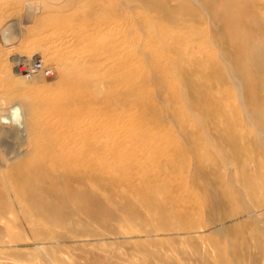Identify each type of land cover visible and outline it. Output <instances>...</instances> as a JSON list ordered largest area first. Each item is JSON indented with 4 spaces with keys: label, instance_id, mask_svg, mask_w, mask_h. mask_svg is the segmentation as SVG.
Listing matches in <instances>:
<instances>
[{
    "label": "rangeland",
    "instance_id": "1",
    "mask_svg": "<svg viewBox=\"0 0 264 264\" xmlns=\"http://www.w3.org/2000/svg\"><path fill=\"white\" fill-rule=\"evenodd\" d=\"M8 1L0 6V31L6 25L15 40L9 45L0 40V97L9 106L23 108L24 127L11 126L21 133L10 144L0 142V162L17 156L5 172L0 169V264H264V0H38L39 6L32 9L24 8L29 0ZM114 23L129 28L137 25L133 37L139 40L134 43L141 47L154 34V49L187 34L189 43L179 47L189 46V59H197L199 66L188 70L186 62L175 64L181 78L184 76L185 90L193 86L184 96L187 103L183 107L171 94L177 83L171 78V69L157 66L155 57L145 65L142 79L132 85V89L138 85L139 92L121 91L123 85L117 79L123 72L107 69L109 51L100 50L110 42L106 29L117 27ZM77 32L94 36V46L86 49L73 35ZM69 34L75 41L68 45L52 41L57 35ZM48 47L58 48L51 61ZM19 56L26 57L23 64L40 60L52 75L16 78L13 58ZM83 58L88 59L93 75L113 81L112 89L99 85L102 98L114 109L99 117L100 125L110 131L109 135L101 133L100 146H112V154L120 155V160H112L124 163L130 159L124 160L126 151L141 156L136 145L140 139H115L118 121L130 115L140 124H164L153 134L173 139L183 155L173 161L182 167L174 170L169 163L159 162L158 156L162 160L168 157L160 153L130 170H137V175L148 171L159 175L163 170L183 174L192 195L179 193L173 199L186 211L175 212L179 205L164 208L167 199L162 202L161 192L126 197L101 190L79 191L61 202L58 195L31 187L26 179L19 183L4 177L14 167L23 179L28 173L38 176L37 168L28 170L22 164L33 158V140L43 145L45 125L61 121L58 106L67 91L79 90L67 88L66 79L71 77L64 73L67 66ZM23 97H32L36 129L30 127L33 120ZM151 102L158 108L154 117L141 113L152 112ZM103 151L102 163L111 154ZM21 186L28 188L21 191ZM143 196L151 203L142 204ZM129 204L138 208L139 218Z\"/></svg>",
    "mask_w": 264,
    "mask_h": 264
},
{
    "label": "bare ground",
    "instance_id": "2",
    "mask_svg": "<svg viewBox=\"0 0 264 264\" xmlns=\"http://www.w3.org/2000/svg\"><path fill=\"white\" fill-rule=\"evenodd\" d=\"M44 1H46V0H44ZM8 3H9L8 0H1L0 6L6 5ZM39 4L40 3L38 0H29L25 3L24 8H27V9L37 8L39 6ZM129 19H130V17L128 18V20ZM142 21H144V23H145L147 21L146 17L144 19H142ZM119 23L120 22H118V25H119ZM108 24H109V22H108ZM114 24L116 25V23H114ZM115 25L112 24V26H115ZM133 25L136 26V28H137V25H135V24H133ZM5 26L3 27V29L6 28ZM7 26H9V25H7ZM149 26H150V24H148V27ZM136 28L135 27L129 28L128 26L121 25V26L113 27L112 29H106L109 32V36H111V38H110L111 40L105 46L102 45L100 50L102 52L103 51H107V52L109 51L108 53L111 55V57H110V55H108L109 58L107 57V60H106V58H104V60L107 61L106 64H108L107 69L110 70L111 68L112 69L117 68L118 70L122 71L123 76L120 77L119 79H117L119 81L117 83H118V85H120V84L123 85V87L121 88L122 92H127V93L133 94L134 92H139V89L136 90L138 85H136L135 89H132V87H133L132 85H134L136 83L135 81H138V78H139V80L142 79L143 74L145 73V70H144L145 65L147 63H149V61L154 60L153 57H155V60L158 62V63H156V65L158 64L161 67V65L163 64V67L171 69L172 74H173V77H171V78L177 82L176 84L172 85L171 94H172V97L177 102L180 103V106L183 107L185 102H186L185 101L186 99H184L185 98L184 96L186 95V93L188 91H191V88H193V86L189 85L190 86L189 89L186 88L187 91L185 90V88L183 87L184 84H183V80H182V79H184L183 78L184 76L181 78V75L178 72V67L175 64H177L179 61L186 62L187 64H190L189 66H187L188 70H191L192 68L194 69L196 66H199V65H197V63L199 62V61H197V59L195 60V62L190 60L191 59L190 58V56H191L190 52L191 51L186 49L189 46L184 48V50L182 49V47H179L180 43L187 44V43H189L190 39L185 36L187 34H184L185 37L180 36L177 39L176 38L173 39L172 44H167L168 42L167 43L161 42L162 47H160L159 49H156V48L154 49L153 48V42H154L155 38L152 37L154 34H151V32H150V34L152 36L149 35V33H148V35L150 36V37H148L149 38L147 40L148 42L146 40H143V41L147 42L146 43L147 45H145L144 47H141L142 44L140 46L138 44H135V43H137L136 41H138L139 39L137 37H133V36L137 35L136 34L137 33ZM11 29H14V28H11ZM101 29H103V28H101ZM138 32H139V30H138ZM154 32L156 33L157 31H154ZM104 33H105V31H104ZM49 34L51 35V33H49ZM52 34L54 35V33H52ZM17 35H18V33H17ZM61 35L60 36L57 35L55 38L53 37L54 40L52 38V41H54L57 45H63V44L68 45L69 43H72V41H75V40H73L74 38L70 34H69L70 37H67L68 35L66 37H64L65 35L63 37H61ZM73 35H75L76 39L81 44L84 43V46L86 47V49L90 46H94V42H92L94 39L92 40V38H91V37L94 38V36H91V33H90L91 37H89V35L84 36L82 32H77V34H73ZM105 35L108 36V34H105ZM51 36L49 38H51ZM109 36H108V38H109ZM140 36H141V33H140ZM47 37L48 36H46L44 38H47ZM121 37H122V40H119V38H121ZM108 38H107V40H109ZM130 38H132L133 41L130 40ZM158 38H160V37H158ZM48 40L49 39H47V41ZM134 40H135V43H134ZM102 41H104V40H102ZM45 43H48V42H45ZM50 43H49V45H50ZM96 43H95V45H96ZM55 48H57V47H52V48L48 47V55L50 57L49 61L53 60V57H54L53 53H54V51H56ZM58 48L60 49L59 46H58ZM58 48H57V50H58ZM68 48H69V46H68ZM66 49H67V47H66ZM62 50H63V48H62ZM64 50H65V48H64ZM59 53H60V51H59ZM66 53H69V52L67 51ZM48 55H46V56H48ZM65 55H67V54H65ZM65 55H64V58L66 57ZM94 55L95 54L92 53L91 56H94ZM21 56H22V54H21ZM27 56H29V55H27ZM151 56H152V58H151ZM56 57H57V54H56ZM67 58H69V57H67ZM76 58H74V59H76ZM25 59H26V57H25ZM25 59H23V57H20V56L13 58V60L15 61L13 72H14V75L17 76L16 78H18V77L23 78L24 77L21 75V73H19L18 67L26 61ZM87 60L88 59H85V58L77 59V63L67 66V71L64 74L71 77V78L66 79L65 83L67 84V88L68 87H70V88L71 87H73V88L77 87L79 90H77V89H72L71 91L66 90L67 93L65 95L64 101L61 102V104H59V106H58V110L62 115V117H60V119L62 118L61 121L59 119L60 122L56 121L57 123H55V124H51V123H47L46 125H45V123L43 124V125H45L44 128H46L45 132L47 134V137H45L43 139V142H42L43 145H39L40 143L38 141H37L38 142L37 143L35 140H33V143H32V146L34 149L33 158L27 159L24 162V164H22V167L26 168L28 170L31 169L32 167L37 168L38 169V176L30 175L28 173V175L26 174L24 179H23L21 177L22 173L18 172L19 170L17 167H14V169L13 170L11 169L8 173H6V174L3 173L4 177L7 179L11 178L15 182H19V183L22 182V180L25 181V179H26L28 182H30L31 187L35 186L34 188H36V189H38V188L42 189L43 188V189H45V191H50V192L58 195L59 200L61 202L66 201L67 196H71L74 193L79 192V191H87L88 192V191L101 190L102 192H109L110 194L121 193V194H124L126 197L127 196H130V197L131 196L132 197L138 196L140 193L142 195V193H145V192L149 193V196H150L153 193L161 192V194L163 193L162 194L163 196L161 197V198H163L162 202L165 199H167L166 201L163 202L164 204L162 203V205H164V208H170L173 206L177 207L178 205L180 207L181 205L178 202L176 203V201L173 198L177 197L179 193H184L186 195L187 194L192 195V191L190 189V186L188 185V183H184V180H185L184 177L185 176L183 177V174H179V175L167 174L163 170V172L159 173V175H157V174L155 175L150 171H148L147 173L143 172L141 175H137V172H136L137 170L136 171L130 170V168L132 169V168L142 167L141 166L142 162L144 163L143 159H145V161L146 160L147 161L152 160L154 158H157L158 154H160V153H161V156L167 155L168 157L166 156L167 158L165 160H162L158 156L157 160L159 162H163L164 164L169 163L168 166H170L174 170L178 169L179 167H182L181 164L176 165L175 162L173 161L174 157L183 156L181 151H180V148L174 144L173 139H171V138L168 139L167 137H166L167 139H165L162 137H157L155 134H153V131L155 129H157V127L159 125H164V124H162V123L158 124L157 122H153V123L146 122V123L140 124L139 122H137L135 120L132 121V119H131L132 117L130 115H129L130 117L128 115H126L127 119H126V117H123V120L118 121V125H117L118 129L116 130V132L113 133L115 139L118 140V139L123 138V137L126 139H132V138L134 139L135 137H138V136L140 139L139 142L136 143V145L138 148L141 149V150H139V153L141 154V156L133 153L134 151L133 152L131 151L130 153H129V151H126L125 154L127 157H125L124 160H126L127 158L128 159L130 158V159H129V161H126L124 163L121 161H117V163H116L115 160L114 161L112 160V157H113V159L117 158L120 160L119 154H117V155L112 154V152H111L112 146H109V147L108 146H105V147L100 146L101 133L103 132L104 134L109 135L110 131H109L108 127L105 126L104 124L100 125L101 119L99 117H101V113L104 112L103 114H105V112L112 110L113 106H111V104L108 101H106L105 99L102 98V91L99 89V85L102 83L106 88L112 89L113 88V85H112L113 81L112 82H110L108 80L104 81L103 77H100L99 75H93L91 73V70H90L91 69V67L89 66L90 64L87 63L88 62ZM11 61H12V59H11ZM58 61H60V60H58ZM201 61H203V60H201ZM64 63H62V64H64ZM59 65L60 64H58L56 66H59ZM200 67H201V65H200ZM162 70H164V68ZM20 71H22V69H20ZM115 73H116V71H115ZM149 75H151V74H149ZM63 77H65V76H63ZM159 78H161V77H159ZM149 79H151V78H149ZM64 80L65 79H63V83H64ZM22 83H23V81H22ZM114 83H116V80ZM172 83H173V81H172ZM12 91H14V90H12ZM8 94L9 93H7V95ZM1 95H4V94H1ZM31 99H32V97L31 98L30 97H23V99H21V101L23 103L27 104V106L30 108V112H28V113H30L29 118H31L33 120L30 127L36 129L38 126L37 125L38 123H36L34 121V117H35L36 112H35V110L33 111L31 108V104H32ZM122 105H123L122 106V108H123L125 106V104H122ZM149 107H150L149 111H152L153 113L152 112H150V113L149 112H141V113L148 114V115L154 117V113H156L158 110L157 105L154 102H151ZM122 108H120V109H122ZM0 109L2 110L0 113L7 111V108H5L3 106H0ZM37 117H39V116H37ZM50 121H52V120H50ZM39 122H42V121H39ZM126 126L128 127L127 129H126ZM11 128L13 129V127H11V126L9 127V126L0 125V142H2V140H4V141L7 140V143H9V142H11V140L14 139V137L16 135L21 133V132L18 133L17 129H15L13 131ZM25 128H27V127H25ZM126 130L128 132L125 134L124 132H126ZM164 130H166V129H164ZM37 132H38V130H37ZM26 136H29V135L27 134ZM140 136H144V138H141ZM18 138H16V139H18ZM241 138H242V136H241ZM235 139H237V137H235ZM8 140H10V141H8ZM31 142H32V140H31ZM153 142H155L156 144H153ZM5 144H6V142H5ZM127 145H129V144L127 143ZM0 146H1V143H0ZM102 149L104 151H109L111 153L109 161L103 162V163L100 160V155H101V152L103 151ZM118 152H120V151H118ZM22 153H25V152L23 151ZM48 155H51L50 160L47 158ZM34 157H36V158H34ZM16 158H17V156L14 154L11 157H8L7 160L1 161L0 162V169L5 172L4 169H5L6 165L8 163L15 162ZM132 172H135V173H132ZM47 174L49 175V178L46 176ZM160 176H161V178H160ZM46 182H48L47 185H46ZM4 188H5V186H4ZM25 188H28V187L23 186L22 189L20 188V190L25 191ZM143 197H144V199L141 200L142 204L145 205L146 203L148 204V202H149V204L151 203L150 201L147 202L146 196H143ZM165 203H166V205H165ZM156 204L158 205L157 202H156ZM127 207L130 208V210H132V213L134 215L138 216L140 214V212L136 206L129 204ZM179 207L175 208V212H179V211L184 212L187 210V209H185L186 207H180V208ZM114 208H115V206H114ZM170 209H173V208H170ZM247 214L248 213H246V215ZM138 218H139V216H138ZM260 230H261V228H260ZM257 232H259V231H257Z\"/></svg>",
    "mask_w": 264,
    "mask_h": 264
},
{
    "label": "clouds",
    "instance_id": "3",
    "mask_svg": "<svg viewBox=\"0 0 264 264\" xmlns=\"http://www.w3.org/2000/svg\"><path fill=\"white\" fill-rule=\"evenodd\" d=\"M0 40L4 45H9L14 42L15 37L11 36L9 28H4L3 31H0ZM47 75H52V73L49 72ZM0 106L7 108L6 112L0 113V125L24 127V110L19 104L8 106L6 100L0 97Z\"/></svg>",
    "mask_w": 264,
    "mask_h": 264
},
{
    "label": "built area",
    "instance_id": "4",
    "mask_svg": "<svg viewBox=\"0 0 264 264\" xmlns=\"http://www.w3.org/2000/svg\"><path fill=\"white\" fill-rule=\"evenodd\" d=\"M22 69V71H20ZM19 73L26 78H31L35 74H41L43 76H50L47 73L51 72L49 68H46L42 65L40 60H35L30 64H22L18 67Z\"/></svg>",
    "mask_w": 264,
    "mask_h": 264
}]
</instances>
